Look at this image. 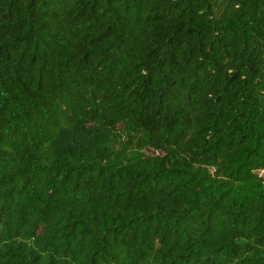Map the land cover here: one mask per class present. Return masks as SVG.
Here are the masks:
<instances>
[{
	"label": "trees",
	"instance_id": "obj_1",
	"mask_svg": "<svg viewBox=\"0 0 264 264\" xmlns=\"http://www.w3.org/2000/svg\"><path fill=\"white\" fill-rule=\"evenodd\" d=\"M264 0H0V264H264Z\"/></svg>",
	"mask_w": 264,
	"mask_h": 264
},
{
	"label": "rangeland",
	"instance_id": "obj_2",
	"mask_svg": "<svg viewBox=\"0 0 264 264\" xmlns=\"http://www.w3.org/2000/svg\"><path fill=\"white\" fill-rule=\"evenodd\" d=\"M259 176H261L262 179H263V181H264V170H261V171L259 172Z\"/></svg>",
	"mask_w": 264,
	"mask_h": 264
}]
</instances>
